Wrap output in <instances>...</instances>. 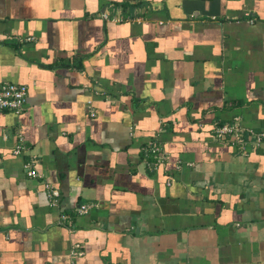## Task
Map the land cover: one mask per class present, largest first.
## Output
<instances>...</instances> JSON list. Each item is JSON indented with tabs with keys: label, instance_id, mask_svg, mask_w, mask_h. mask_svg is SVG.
<instances>
[{
	"label": "crops",
	"instance_id": "0c3cea01",
	"mask_svg": "<svg viewBox=\"0 0 264 264\" xmlns=\"http://www.w3.org/2000/svg\"><path fill=\"white\" fill-rule=\"evenodd\" d=\"M2 82L0 264H264V0H0Z\"/></svg>",
	"mask_w": 264,
	"mask_h": 264
},
{
	"label": "built area",
	"instance_id": "2783aa9c",
	"mask_svg": "<svg viewBox=\"0 0 264 264\" xmlns=\"http://www.w3.org/2000/svg\"><path fill=\"white\" fill-rule=\"evenodd\" d=\"M27 96L28 86L25 84L13 82L0 83V109H8L16 113H21L26 108ZM214 135L217 139L225 143L232 144L238 147L241 151H245L247 147L255 149L264 147V131H257L243 126L239 117H235L228 123H217ZM23 150H26V147L24 145H18L14 149V153L21 154ZM148 150H152L157 156L162 155L161 147L156 142H152ZM35 162V160H32L27 163L28 174L30 176L37 175V171L33 168ZM45 186L52 204L57 205L61 198L60 190L53 187L48 182ZM89 209L90 205L84 204L79 207L78 212L84 214L87 213ZM70 217L71 216L68 214L62 215V219H69ZM72 253L74 256L82 255L83 251L81 246L76 244ZM72 264L77 263L72 262Z\"/></svg>",
	"mask_w": 264,
	"mask_h": 264
}]
</instances>
